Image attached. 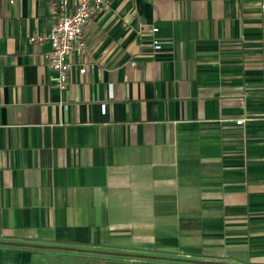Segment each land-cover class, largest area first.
I'll return each mask as SVG.
<instances>
[{"label":"crops","instance_id":"1","mask_svg":"<svg viewBox=\"0 0 264 264\" xmlns=\"http://www.w3.org/2000/svg\"><path fill=\"white\" fill-rule=\"evenodd\" d=\"M52 2L0 0V264H264V0H107L62 89Z\"/></svg>","mask_w":264,"mask_h":264},{"label":"built area","instance_id":"2","mask_svg":"<svg viewBox=\"0 0 264 264\" xmlns=\"http://www.w3.org/2000/svg\"><path fill=\"white\" fill-rule=\"evenodd\" d=\"M107 0H73L68 4L67 0H53L52 12L54 22L45 34L30 35L31 41L47 40L49 50L46 53L47 65L51 70L53 84L62 89L68 81V72L71 67L70 55L72 52L83 54L85 50L84 27L91 16L106 6ZM264 11V2L260 3ZM156 27L152 26L151 30ZM154 47L158 43L153 40ZM85 70L84 64L77 66L78 72ZM262 72L264 78V58L262 61ZM241 118L235 119L239 123Z\"/></svg>","mask_w":264,"mask_h":264},{"label":"trees","instance_id":"3","mask_svg":"<svg viewBox=\"0 0 264 264\" xmlns=\"http://www.w3.org/2000/svg\"><path fill=\"white\" fill-rule=\"evenodd\" d=\"M3 242H9V243H12L10 241H3ZM22 245V244H21ZM24 245V244H23ZM53 247H68V248H71V249H75L77 247H74V246H61V245H53ZM119 254H125V255H133V256H143L145 258H150V259H156V260H170V261H174V260H177L179 259V257H176V256H173V255H169V254H161V253H147V254H144V253H127V252H119ZM194 260H197V259H194Z\"/></svg>","mask_w":264,"mask_h":264},{"label":"rangeland","instance_id":"4","mask_svg":"<svg viewBox=\"0 0 264 264\" xmlns=\"http://www.w3.org/2000/svg\"><path fill=\"white\" fill-rule=\"evenodd\" d=\"M131 250H135V248H132ZM177 255H179V256H183V255H182V254H180V253H179V254H177Z\"/></svg>","mask_w":264,"mask_h":264}]
</instances>
